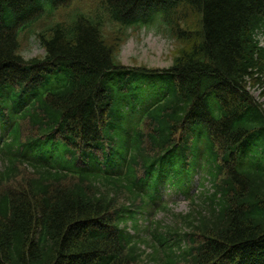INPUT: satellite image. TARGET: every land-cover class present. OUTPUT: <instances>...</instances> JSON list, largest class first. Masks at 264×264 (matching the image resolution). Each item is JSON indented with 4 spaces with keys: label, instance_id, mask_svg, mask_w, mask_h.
<instances>
[{
    "label": "trees",
    "instance_id": "1",
    "mask_svg": "<svg viewBox=\"0 0 264 264\" xmlns=\"http://www.w3.org/2000/svg\"><path fill=\"white\" fill-rule=\"evenodd\" d=\"M74 1L0 0V264H264L249 91L264 96V0H102L104 15L53 20ZM158 18L185 46L172 65L119 64L107 24ZM44 19V54L23 58L20 34ZM195 176L197 197L181 190ZM167 187L190 209L162 203L173 224L141 228Z\"/></svg>",
    "mask_w": 264,
    "mask_h": 264
},
{
    "label": "rangeland",
    "instance_id": "2",
    "mask_svg": "<svg viewBox=\"0 0 264 264\" xmlns=\"http://www.w3.org/2000/svg\"><path fill=\"white\" fill-rule=\"evenodd\" d=\"M102 0H75L69 8L59 10L53 20L69 21L74 15L80 14L85 17L96 15H104L102 8ZM52 21V20H51ZM50 20L44 19L35 24L34 27L19 36V54L25 58L40 57L44 54L38 42V33L44 27L51 23ZM159 21V19H158ZM155 22V21H154ZM104 36L107 41L116 43V58L119 64L128 68H145L151 70H164L172 65L173 59L185 47L184 44L170 34L165 26L160 22H155L142 28H124L119 25L107 24L104 29ZM259 42L264 47V36L259 35ZM250 94L259 103L262 104L264 110V96L261 95L263 89H250ZM197 176L194 177L195 183H192L190 194L198 196L200 189L198 188ZM208 187V184H206ZM171 192L169 189L165 194ZM169 208L174 214H185L190 209L187 201L180 194L170 196ZM152 220L158 222L162 220L164 225H171V217L163 214L153 216ZM141 228L147 227L148 222L141 219L139 221ZM144 233H141L143 235ZM146 254H150L149 248H142Z\"/></svg>",
    "mask_w": 264,
    "mask_h": 264
}]
</instances>
